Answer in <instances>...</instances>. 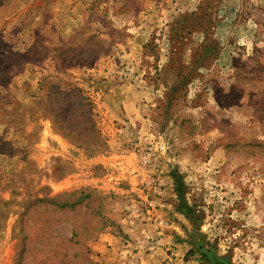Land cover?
Instances as JSON below:
<instances>
[{
  "label": "rangeland",
  "instance_id": "rangeland-1",
  "mask_svg": "<svg viewBox=\"0 0 264 264\" xmlns=\"http://www.w3.org/2000/svg\"><path fill=\"white\" fill-rule=\"evenodd\" d=\"M106 236L264 264V0H0V264Z\"/></svg>",
  "mask_w": 264,
  "mask_h": 264
},
{
  "label": "crops",
  "instance_id": "crops-1",
  "mask_svg": "<svg viewBox=\"0 0 264 264\" xmlns=\"http://www.w3.org/2000/svg\"><path fill=\"white\" fill-rule=\"evenodd\" d=\"M113 243L114 245L110 246ZM115 245L116 242H113L112 239H109L108 236H106L103 238V245L97 243L95 246H90V247L96 254H100L101 256L100 258L103 259V264H131V262L135 260L138 263L140 262L138 261L139 257L145 258L141 260L142 264H153L155 260L151 258V256L154 253L158 252V249L156 247L150 248L149 246H142L140 250L138 246L137 247L134 246L140 250L138 253L135 254L133 251L127 250L125 246H115ZM170 247L164 246V249L159 248L161 251L160 255L163 257V255H165V250L168 251Z\"/></svg>",
  "mask_w": 264,
  "mask_h": 264
},
{
  "label": "trees",
  "instance_id": "trees-1",
  "mask_svg": "<svg viewBox=\"0 0 264 264\" xmlns=\"http://www.w3.org/2000/svg\"><path fill=\"white\" fill-rule=\"evenodd\" d=\"M180 186H182V184L180 182H178V180H177V190H178L179 198L182 199V192L180 190Z\"/></svg>",
  "mask_w": 264,
  "mask_h": 264
},
{
  "label": "built area",
  "instance_id": "built-area-1",
  "mask_svg": "<svg viewBox=\"0 0 264 264\" xmlns=\"http://www.w3.org/2000/svg\"><path fill=\"white\" fill-rule=\"evenodd\" d=\"M133 264V263H132Z\"/></svg>",
  "mask_w": 264,
  "mask_h": 264
}]
</instances>
